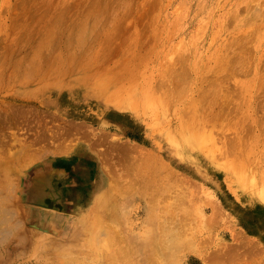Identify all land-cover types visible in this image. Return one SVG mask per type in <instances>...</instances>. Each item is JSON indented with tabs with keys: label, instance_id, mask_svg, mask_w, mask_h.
Listing matches in <instances>:
<instances>
[{
	"label": "rangeland",
	"instance_id": "rangeland-1",
	"mask_svg": "<svg viewBox=\"0 0 264 264\" xmlns=\"http://www.w3.org/2000/svg\"><path fill=\"white\" fill-rule=\"evenodd\" d=\"M263 146L264 0H0V264H264Z\"/></svg>",
	"mask_w": 264,
	"mask_h": 264
},
{
	"label": "bare ground",
	"instance_id": "bare-ground-1",
	"mask_svg": "<svg viewBox=\"0 0 264 264\" xmlns=\"http://www.w3.org/2000/svg\"><path fill=\"white\" fill-rule=\"evenodd\" d=\"M250 8V7H249ZM250 68V67H249ZM185 71V70H184ZM182 72V71H181ZM178 73V72H177ZM186 73V72H185ZM185 73L183 72V73H178L179 74V77H178V79H180L182 82H183V79L186 77V75H185ZM144 75V74H143ZM173 75H176V74H173ZM185 76V77H184ZM189 77V76H188ZM188 79V78H187ZM188 81V80H187ZM176 82V81H175ZM177 82H179L178 80H177ZM184 83V82H183ZM186 83V82H185ZM182 84V83H181ZM174 85V84H173ZM176 86H178V84L177 85H175V86H173V88L174 87H176ZM239 86V85H238ZM243 87V86H242ZM174 92V91H173ZM176 97V96H175ZM179 97H180V95H179ZM179 101H180V99H179ZM196 115V114H195ZM198 116V115H197ZM256 116V115H255ZM197 119H198V117H197ZM196 119V120H197ZM242 129H243V127H242ZM238 130V129H237ZM251 131V130H250ZM255 144V143H254ZM238 145V144H237ZM255 146V145H254ZM250 147V146H249ZM264 147V146H263ZM132 148V147H131ZM139 148V147H138ZM69 149V148H68ZM129 149V148H128ZM129 152H130V150H128ZM132 151V150H131ZM35 152V151H34ZM30 153V152H29ZM31 153H32V151H31ZM131 153V152H130ZM36 154V153H35ZM126 156V155H125ZM127 156H129V155H127ZM32 157V156H31ZM246 159H248V158H246ZM124 160H126V158H124ZM139 160V159H138ZM26 162H27V160H26ZM138 164V163H137ZM244 164H246V162L244 163ZM127 165V164H126ZM8 167V166H7ZM10 167H12V166H10ZM240 167V166H239ZM132 168V167H131ZM17 169V168H16ZM127 169H128V167H127ZM127 169L125 170V171H127ZM133 169V168H132ZM10 170H12V168L10 169ZM110 171V170H109ZM128 171H129V169H128ZM163 171V170H162ZM10 172V171H9ZM114 172V171H113ZM131 172V171H130ZM108 174H111V173H109L108 172ZM114 174V173H113ZM123 174L124 173H122V176H123ZM129 174V173H128ZM112 175V174H111ZM113 176V175H112ZM111 176V177H112ZM125 176H127V174L125 175ZM132 176H133V174H132ZM156 176V175H155ZM124 177V176H123ZM115 178V177H114ZM118 178V177H117ZM130 176H129V180H130ZM135 178V177H134ZM132 179V178H131ZM136 179V178H135ZM158 179V178H157ZM156 179V180H157ZM114 180H116V179H114ZM134 180V179H133ZM31 181V180H30ZM89 181V180H88ZM118 181V180H117ZM32 182V181H31ZM119 182V181H118ZM126 182H130V181H126ZM131 182H133L132 180H131ZM128 183L129 185L130 184H133V183ZM142 182H144V181H142ZM41 183V182H40ZM31 185V184H30ZM44 185V184H43ZM135 185V184H134ZM149 185H150V183H149ZM35 186H36V184H35ZM139 186L141 187V185L139 184ZM146 185H144L143 187H145ZM44 187V186H43ZM143 187H141V188H143ZM27 188V187H26ZM42 188V187H41ZM1 189V188H0ZM13 189V188H12ZM150 189V188H149ZM2 190V189H1ZM0 190V191H1ZM43 191H44V189H42ZM37 191V190H36ZM41 191V190H40ZM39 191V192H40ZM191 191V190H190ZM2 192V191H1ZM34 192V191H33ZM40 193H42V192H40ZM150 193V192H149ZM184 193V192H183ZM28 194V193H27ZM3 196H6V197H8V195L7 194H0V243L3 241V240H5L6 238H8V236L9 235H11L12 233H13V231L15 230V228H16V224H17V222L15 221L14 222V217H13V214H12V211H11V206L9 207L7 204H6V202H4L2 199H1V197H3ZM38 196V195H37ZM152 196V195H151ZM154 196V195H153ZM152 196V197H153ZM184 196H185V194H184ZM11 198V197H10ZM179 198V197H178ZM208 198V197H207ZM206 198V199H207ZM149 199H151V198H149ZM152 199H154V198H152ZM165 200H166V198H165ZM151 201V200H150ZM179 201H181V200H179ZM212 201H213V199H212ZM153 202V201H152ZM155 202V201H154ZM153 202V203H154ZM185 202V201H184ZM214 203V202H213ZM179 204V203H178ZM185 204V203H184ZM216 204V203H215ZM215 204H213L212 205V203H211V205H212V207L215 205ZM10 205V204H9ZM217 205V204H216ZM214 206L216 209H215V211L217 212V213H220L219 211H217V206ZM150 206H152L153 208H154V206H156V204H150ZM89 207V206H88ZM213 207V208H214ZM221 207L218 205V209H220ZM223 210V209H222ZM191 211V210H190ZM213 212L212 213H210V214H213L215 211L214 210H212ZM223 212V211H222ZM17 213V212H16ZM216 213V214H217ZM223 214V213H222ZM191 215V214H190ZM214 216H216L215 215V213L213 214ZM213 215H211V216H213ZM221 215V214H220ZM220 215L218 216L217 215V218L218 217H220ZM203 216V215H202ZM211 216H209L208 217V219H212V217ZM214 216H213V218H214ZM169 217V216H168ZM199 217V216H198ZM211 217V218H210ZM216 218V217H215ZM216 218V219H217ZM97 219H99V218H97ZM207 219V221H210V220H208ZM101 220V219H100ZM214 220V219H213ZM98 221V220H97ZM215 221V220H214ZM218 221V220H217ZM200 222V221H199ZM161 223V222H160ZM101 227V226H100ZM173 227V226H172ZM105 228V227H104ZM111 228V227H110ZM200 228V227H199ZM233 228V227H232ZM198 229V228H197ZM102 231V233H104L103 231H106V230H101ZM182 231V230H181ZM17 232V231H16ZM100 233V232H99ZM101 233V234H102ZM171 233V232H170ZM180 233V232H179ZM181 233H184V232H181ZM105 234V233H104ZM185 234V233H184ZM183 234V235H184ZM18 235V234H17ZM26 235V234H25ZM91 236V235H90ZM117 236V235H116ZM164 236V235H163ZM13 237V236H12ZM105 237H106V235H105ZM120 237V236H119ZM161 237V236H160ZM212 237V236H211ZM244 237V236H243ZM246 237V236H245ZM24 238V237H23ZM61 238V237H60ZM117 237H115V239H116ZM168 238H169V236H168ZM166 239V244L168 243V242H171V239L169 238V239ZM209 238V237H208ZM213 238V237H212ZM247 238V237H246ZM17 239V238H16ZM52 239V238H51ZM89 239V238H88ZM105 239V238H104ZM119 239V238H118ZM163 239V238H162ZM58 240V239H57ZM106 240H107V238H106ZM117 240V239H116ZM120 240V239H119ZM119 240H117V241H119ZM155 240V239H154ZM164 240H165V238H164ZM163 240V241H164ZM167 240H170V241H168L167 242ZM89 241H91V240H89ZM122 241V240H121ZM161 241V240H160ZM159 241V239H158V243H160L161 244V242ZM206 241H208V240H206ZM16 242H18V240L16 241ZM104 242H106V243H108L107 241H104ZM112 242V241H111ZM165 243H164V246H166L165 245ZM157 244V243H156ZM163 244V243H162ZM160 245L161 247L163 246V245ZM6 245V244H5ZM110 245V244H109ZM158 245V244H157ZM169 245V244H168ZM4 246V245H3ZM12 246V245H11ZM14 246V245H13ZM121 246V245H120ZM120 246L119 247H115V248H113V247H111V245L109 246V247H107V248H109L107 251H108V254H109V257L111 258L110 259V264L111 263H113V264H118V263H115V262H117V260L120 258L121 259V257L123 256V255H125V252H127V250L128 249H126L125 250V247L122 249V247L120 248ZM131 246V245H130ZM150 247H151V245H149ZM163 246V247H164ZM50 247V246H49ZM106 247V246H105ZM162 247V248H163ZM3 248V247H2ZM1 248V249H2ZM15 248V247H14ZM90 248V247H89ZM187 248V247H186ZM5 249H6V247H5ZM13 249V248H12ZM92 249V248H91ZM164 249V248H163ZM249 249V248H248ZM251 249V248H250ZM254 249V248H253ZM262 249V248H261ZM215 250V249H214ZM228 250H230V249H227V253H229L228 252ZM5 251V250H4ZM130 251V250H129ZM154 251H156V250H154ZM219 252L221 251V252H223L222 251V248H221V250H218ZM262 251V250H261ZM14 252V251H13ZM47 252V251H46ZM93 252V251H92ZM102 252V251H101ZM225 252V253H226ZM231 252V251H230ZM4 253V252H3ZM12 253V252H11ZM61 253V252H60ZM86 253V252H85ZM84 253V254H85ZM94 253H96V252H94ZM163 253V252H162ZM162 253H156L155 254V252L153 253V255L155 254V261L156 262H158V260H160V254H162ZM240 253V252H239ZM259 253V252H258ZM15 254V253H14ZM53 254V253H52ZM88 254V253H87ZM92 254V253H91ZM97 255L99 254L98 253V250H97V253H96ZM104 254V253H103ZM120 254H121V257H120ZM212 254V252L209 254V256ZM222 254V253H221ZM229 254H231V253H229ZM237 254V253H236ZM257 254V253H256ZM81 255V254H80ZM93 255V254H92ZM92 255L89 257V258H91L92 257ZM96 255V256H97ZM100 255H101V253H100ZM152 255V256H153ZM169 255V254H168ZM167 255V256H168ZM214 255V256H213ZM213 255H211L212 256V258L211 257H209V258H211L212 259V261H211V259H210V261H211V263L212 262H215L219 257H217V252L216 253H214ZM216 255V256H215ZM234 255V254H233ZM232 255V256H233ZM11 256V255H10ZM56 256V255H55ZM74 256V255H73ZM77 256V255H76ZM88 256H89V254H88ZM99 256V255H98ZM162 256H163V259H165L164 257H165V255H161V258H162ZM171 255H169V257H170ZM207 256V255H206ZM226 256H227V254H226ZM229 256V255H228ZM70 257V256H69ZM85 257V256H84ZM205 257V256H204ZM216 259H215V258ZM76 257H74V262H76L75 260L77 259H75ZM94 258H96V257H94ZM93 258V259H94ZM101 258V257H100ZM99 258V259H100ZM213 258H214V261H213ZM226 258V257H225ZM225 258H224V260H225ZM239 258V257H238ZM69 259V258H68ZM70 259H72V258H70ZM82 259H83V256H82ZM82 259H79V260H82ZM102 259V258H101ZM105 259V258H104ZM220 259V258H219ZM232 259V258H231ZM239 259H241V256H240V258ZM78 260V261H79ZM91 260H92V258H91ZM108 260H109V258H108ZM123 260V259H122ZM151 260V259H150ZM221 260V259H220ZM87 261V260H86ZM85 261V262H86ZM96 261V260H95ZM100 261V260H99ZM164 261V260H163ZM5 262V261H4ZM66 262V261H65ZM67 262H70L69 260L67 261ZM66 262V263H67ZM72 262V261H71ZM70 262V263H71ZM81 262V261H80ZM80 262H77L78 264L80 263ZM83 262V261H82ZM90 262V261H89ZM126 262V261H125ZM155 262V263H156ZM160 262V261H159ZM159 262L157 263V264H159ZM209 262V261H208ZM216 262H218V260L216 261ZM215 262V263H216ZM220 262H222V261H219L218 263H220ZM1 263H2V261H1ZM93 263V262H92ZM96 263V262H95ZM122 263H123V261H122ZM131 263V262H130ZM84 264V263H83ZM88 264H90V263H88ZM121 264V263H120ZM151 264H154L153 263V261H152V263ZM223 264V263H222Z\"/></svg>",
	"mask_w": 264,
	"mask_h": 264
}]
</instances>
